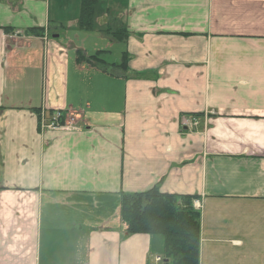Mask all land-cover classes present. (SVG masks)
Segmentation results:
<instances>
[{"label": "crops", "instance_id": "obj_1", "mask_svg": "<svg viewBox=\"0 0 264 264\" xmlns=\"http://www.w3.org/2000/svg\"><path fill=\"white\" fill-rule=\"evenodd\" d=\"M70 1L0 0V264H167L120 217L157 185L197 196L199 264H264V0H98L89 32ZM71 31L124 70L79 63Z\"/></svg>", "mask_w": 264, "mask_h": 264}, {"label": "trees", "instance_id": "obj_2", "mask_svg": "<svg viewBox=\"0 0 264 264\" xmlns=\"http://www.w3.org/2000/svg\"><path fill=\"white\" fill-rule=\"evenodd\" d=\"M97 4L98 0H83L79 22L81 31L92 30ZM112 30L105 35L121 43L127 34L122 28L118 30V27H114ZM32 31L39 34L42 30ZM101 53L103 52L87 57L78 52L77 61L92 64L112 77L116 76L117 70H124L125 62L107 65L100 59ZM198 116L200 115L192 114L193 118ZM197 199V196L163 194L159 185L142 193H125L121 195V221L126 226L128 236L163 237L164 259L167 264H199L201 213L194 208Z\"/></svg>", "mask_w": 264, "mask_h": 264}, {"label": "rangeland", "instance_id": "obj_3", "mask_svg": "<svg viewBox=\"0 0 264 264\" xmlns=\"http://www.w3.org/2000/svg\"><path fill=\"white\" fill-rule=\"evenodd\" d=\"M71 3L74 2V0L70 1ZM97 9V12L98 14L101 12V13H104L105 10L103 9V7L101 6H98L96 7ZM93 25H94V21H93ZM102 36V35H101ZM68 37L71 38L75 43L79 44L80 46H82L86 51H87V54L88 55H94V50L97 49V50H104V47L106 46L109 50V55L106 56V58L102 59L104 61H108L109 63H113V62H116L120 56H121V53L123 52V47H111L110 48V45L107 46V42L104 41V37H106V35L103 37H100V35H90V36H86L84 35V33H75V32H68ZM103 39V40H102ZM98 47V48H97ZM108 57V58H107ZM62 114H64V112H62ZM67 115V116H66ZM63 120L64 121H70V120H73L72 124L77 126V127H70L71 130H78L79 129V121L80 118H79V115H76V113H73V112H68V113H65L63 115ZM76 128V129H75ZM157 239V249L160 247V250L158 251V255L161 257V258H164L165 256V252H164V248H163V243H164V238L161 237V236H155ZM156 247V245H155ZM155 254V255H157Z\"/></svg>", "mask_w": 264, "mask_h": 264}, {"label": "built area", "instance_id": "obj_4", "mask_svg": "<svg viewBox=\"0 0 264 264\" xmlns=\"http://www.w3.org/2000/svg\"><path fill=\"white\" fill-rule=\"evenodd\" d=\"M61 118V114H56L54 116V119L51 121L50 124H44L43 123V128H48V129H51V130H59V129H65V130H70L71 128L70 127H73V124L72 122H68L67 125L65 126H61L59 124V120Z\"/></svg>", "mask_w": 264, "mask_h": 264}]
</instances>
